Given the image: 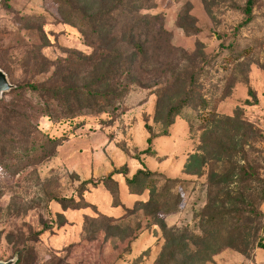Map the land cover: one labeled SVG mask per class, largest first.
Segmentation results:
<instances>
[{"label": "rangeland", "instance_id": "obj_1", "mask_svg": "<svg viewBox=\"0 0 264 264\" xmlns=\"http://www.w3.org/2000/svg\"><path fill=\"white\" fill-rule=\"evenodd\" d=\"M245 2L150 0L157 22L140 30L147 86L110 114L40 118V130L62 140L55 154L16 176L0 171V260L264 264V0L239 26ZM71 52L92 49L58 0L0 2V66L11 83L45 79ZM138 170L155 174L158 190L176 179L164 206L142 205L146 189L129 192L124 177ZM114 171L119 205L102 183L84 186L85 208L52 200H77L82 181Z\"/></svg>", "mask_w": 264, "mask_h": 264}, {"label": "trees", "instance_id": "obj_2", "mask_svg": "<svg viewBox=\"0 0 264 264\" xmlns=\"http://www.w3.org/2000/svg\"><path fill=\"white\" fill-rule=\"evenodd\" d=\"M93 1H98L100 6L88 12L78 7L81 0H58L67 22L80 28L85 44L92 49L91 54L71 52L62 61L63 64L48 73L45 79L17 83L5 95L8 97L0 101L1 172L16 176L55 154L62 140L41 131L38 126L40 118L71 123L86 113L110 114L117 110L133 87L147 86L144 81L147 52L145 43L140 40V30L151 31V26L157 22L156 15L145 12L152 6L150 0ZM257 1L246 0L242 9L246 18L239 26L250 21ZM108 2L113 3L111 8L106 7ZM124 4L130 7L124 10ZM158 32L163 30L160 28ZM94 38L98 39L95 41ZM95 69L98 72L94 73ZM84 71L89 73L83 77ZM90 76L92 78L89 80ZM183 106L185 104L174 107L169 114L178 112ZM149 152V149L143 151ZM115 173L121 171L111 172L100 180L82 181L77 200L74 197H55L52 200L64 208H85L88 204L82 196L84 186L91 184L96 187L102 183L111 190L115 204L119 205L117 183L113 179ZM124 182L130 193L148 191V199L142 205L158 204L160 207L164 206L165 194L171 190L169 184L176 182V179L167 180V184L158 190L155 174L138 170L132 177H124ZM261 192L264 202V184ZM160 210L163 209L156 208V212ZM165 213H169V210ZM260 247L264 248V244Z\"/></svg>", "mask_w": 264, "mask_h": 264}, {"label": "water", "instance_id": "obj_3", "mask_svg": "<svg viewBox=\"0 0 264 264\" xmlns=\"http://www.w3.org/2000/svg\"><path fill=\"white\" fill-rule=\"evenodd\" d=\"M3 0H0V2ZM15 88V85L11 83L7 73L0 68V101L2 100L3 96L9 93L12 89ZM17 262V257L14 256L12 259L7 261L0 260V264H15Z\"/></svg>", "mask_w": 264, "mask_h": 264}]
</instances>
